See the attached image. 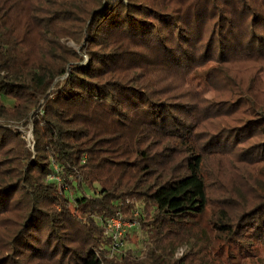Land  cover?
Masks as SVG:
<instances>
[{
  "label": "trees",
  "instance_id": "trees-1",
  "mask_svg": "<svg viewBox=\"0 0 264 264\" xmlns=\"http://www.w3.org/2000/svg\"><path fill=\"white\" fill-rule=\"evenodd\" d=\"M262 250L264 0H0V264Z\"/></svg>",
  "mask_w": 264,
  "mask_h": 264
},
{
  "label": "rangeland",
  "instance_id": "rangeland-1",
  "mask_svg": "<svg viewBox=\"0 0 264 264\" xmlns=\"http://www.w3.org/2000/svg\"><path fill=\"white\" fill-rule=\"evenodd\" d=\"M7 103L11 104L12 101L11 100H6ZM22 131H24L22 129ZM26 140L28 143V147H30L32 149V151H34V137H33V133H32V129L29 130L26 133ZM202 237H206V239L208 241L213 242L214 241V234L213 232H211V230L205 226V224H203V228H202ZM131 240L126 241L125 244V249L128 251V253L134 257H141L145 254V252L147 251L148 247H149V238H148V233L145 230H141V229H135V231H132L131 233ZM188 248V246H186L185 248L180 250V254L183 253V251ZM253 261H260L262 263H264V251L262 250L257 259H253Z\"/></svg>",
  "mask_w": 264,
  "mask_h": 264
},
{
  "label": "built area",
  "instance_id": "built-area-1",
  "mask_svg": "<svg viewBox=\"0 0 264 264\" xmlns=\"http://www.w3.org/2000/svg\"><path fill=\"white\" fill-rule=\"evenodd\" d=\"M107 226L109 229H112L115 232V239L117 241L123 236V233L126 231V229L131 227L129 223L122 221L119 217L111 219Z\"/></svg>",
  "mask_w": 264,
  "mask_h": 264
}]
</instances>
